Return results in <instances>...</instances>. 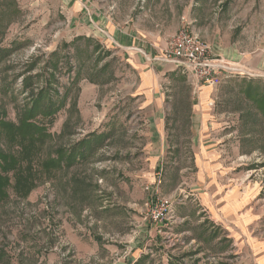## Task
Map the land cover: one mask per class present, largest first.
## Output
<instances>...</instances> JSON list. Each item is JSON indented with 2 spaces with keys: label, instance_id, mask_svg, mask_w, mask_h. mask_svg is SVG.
Listing matches in <instances>:
<instances>
[{
  "label": "rangeland",
  "instance_id": "1",
  "mask_svg": "<svg viewBox=\"0 0 264 264\" xmlns=\"http://www.w3.org/2000/svg\"><path fill=\"white\" fill-rule=\"evenodd\" d=\"M250 1L0 0V49L8 52L0 56V119L16 125L17 115L46 86L47 99L62 105L54 116L36 118L50 137L28 149L29 163L21 159L15 131L0 126V164L18 166L8 172L0 167V264H122L124 254V264H182V260L196 264L201 259L208 264L207 258L226 259V253L223 258L213 255L209 238L218 235L224 240L217 247L220 251L221 246L229 247L226 235L202 213L194 191L178 185L180 177L174 172L179 158L185 168L192 165L190 133L174 127L172 145L149 173L150 148L143 141L138 114L142 98L135 95L137 72L123 53L83 29H88L90 17L109 15L138 30L159 32L166 45L182 30L184 18L201 15L202 25L189 28L194 26L209 38L230 36L249 48L255 36L264 34V10L249 11ZM175 74L173 80L165 79L163 89L165 96L181 100L185 75L177 69ZM215 91L218 110L231 116V130L247 135L245 144L254 149L264 145V119L253 101L254 94L264 95V78L233 75ZM85 137L96 147L84 161L68 170L46 172L44 164L56 158L57 149H67ZM263 150H248L242 157L262 188ZM26 165L34 166L37 187L23 199L21 166ZM253 172L261 175L259 180ZM148 190L173 203L176 217H189L190 225L183 226L187 220L174 227L161 225L158 233L152 232L153 241L144 239L141 220ZM148 222L146 230L152 226ZM201 231V237L205 235L201 242L191 239ZM138 249L160 257L151 261L141 256L135 262ZM196 252L200 255L195 257Z\"/></svg>",
  "mask_w": 264,
  "mask_h": 264
},
{
  "label": "crops",
  "instance_id": "2",
  "mask_svg": "<svg viewBox=\"0 0 264 264\" xmlns=\"http://www.w3.org/2000/svg\"><path fill=\"white\" fill-rule=\"evenodd\" d=\"M250 2L252 3L249 11L257 14L260 8L264 10V0ZM201 21V15L184 18L182 29L185 28L193 35L197 33L199 35L202 31H195L192 29L195 28L194 26L189 28V24L202 25ZM88 23V29H83L85 34L96 38L109 49L123 53L128 65L137 72L140 82L135 95L142 98L143 104L138 114L141 115L143 124V141L150 148L149 157H146L148 167L151 168L148 172H152V168L154 169L162 160V156L166 155L168 145H172L171 131L174 127L183 129L186 134L190 133L192 165L189 169L185 168L182 159L179 158L181 164L177 161L178 163L175 164L177 167L174 169L180 177L178 185L184 184L185 190L194 191L202 213L207 214V219L226 235L229 242L228 248L221 246L218 251L217 247L224 240H219L218 235L209 236L212 237L210 241L214 243L213 255L223 258V254L226 253L228 259L220 261L207 258L205 261L208 264L209 262L210 264H264V187H260L262 186L260 182L251 178L252 171L242 160L244 155L250 153L248 150H262L264 145L254 149L248 143L245 144L247 135L242 134V131L231 130V116L217 108L215 88L201 87L198 95L194 96L186 77H183L186 83L184 99L179 100L177 97L175 99L170 94L165 96L163 89L165 79L172 76L173 80L178 74H175L174 66L164 64L157 59L162 49L166 47L159 32L149 33L147 30H138L128 22H117L109 15L101 17L94 15L89 18ZM202 34L199 39L209 45L213 57L236 63L251 77L264 78V34L255 36L254 44L249 48H243L242 43L235 39L230 40V36L217 35L209 38ZM168 118H173V125ZM232 142L234 146L231 147L229 144ZM253 173L259 180L261 175ZM164 182L167 183L166 178ZM172 188L169 186L170 192ZM180 217L182 218L178 220L181 223L177 224L187 220L183 226L188 227L190 218L181 214ZM141 221L144 226V239L148 237L150 242L153 241L152 232L158 233L161 226L148 222L152 226L150 230H146L145 220ZM196 225H199L197 228L204 229L203 224ZM202 231L193 234L191 239L201 242L205 236L201 237ZM149 251L151 254L138 249L139 254L132 260L138 262L141 256H149L148 259L153 261L160 257L159 254L157 257L156 252ZM193 255L196 257L200 254L196 252ZM125 257L124 254L122 264ZM182 261V264H191V262L187 263L188 260ZM202 262L203 259L198 260L196 264Z\"/></svg>",
  "mask_w": 264,
  "mask_h": 264
},
{
  "label": "built area",
  "instance_id": "3",
  "mask_svg": "<svg viewBox=\"0 0 264 264\" xmlns=\"http://www.w3.org/2000/svg\"><path fill=\"white\" fill-rule=\"evenodd\" d=\"M157 59L164 64L174 66L183 73L194 96L198 95L201 87L216 88L223 79L230 76H250L236 63L213 57L209 45L186 29H182L170 38ZM148 192L149 197L144 204V219L154 225L174 227L178 223L174 204L156 196L150 190Z\"/></svg>",
  "mask_w": 264,
  "mask_h": 264
},
{
  "label": "trees",
  "instance_id": "4",
  "mask_svg": "<svg viewBox=\"0 0 264 264\" xmlns=\"http://www.w3.org/2000/svg\"><path fill=\"white\" fill-rule=\"evenodd\" d=\"M7 51H1L0 56H7ZM56 68V65L54 66ZM52 77V76H51ZM53 79V77H52ZM49 86L45 88H40L38 93L31 99L30 103L25 105V108L17 115V124H8L0 119V126H6L7 130L13 129L15 134L19 137V152L21 159L30 162L28 149H34L36 144L45 143V139L50 136L47 134V129L42 124L36 122L38 116H54V114L62 107V105L54 104L53 99L46 97V92ZM257 109L261 112V116L264 118V95L256 93L253 96ZM263 110V111H262ZM9 128V129H8ZM12 136V132L10 133ZM99 142V141H97ZM98 144V143H97ZM96 144L87 142V138L79 140L78 142L70 145L67 149H57L56 158L48 159L45 165L46 172L49 173L51 168L53 169H71L74 164L79 161H84L90 153L94 152ZM21 148V151H20ZM1 154V153H0ZM2 155V154H1ZM27 158V159H26ZM4 160V157L2 158ZM0 167L5 171L15 170L18 166L10 167V164H0ZM15 173L14 175H16ZM21 181H22V196L23 199L27 198V195L31 190L37 187V181L34 174V166L26 165L21 166Z\"/></svg>",
  "mask_w": 264,
  "mask_h": 264
}]
</instances>
